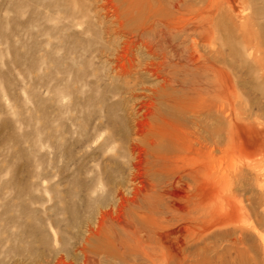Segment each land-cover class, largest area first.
Returning <instances> with one entry per match:
<instances>
[{"label":"rangeland","instance_id":"1","mask_svg":"<svg viewBox=\"0 0 264 264\" xmlns=\"http://www.w3.org/2000/svg\"><path fill=\"white\" fill-rule=\"evenodd\" d=\"M207 1L0 0V264H231L237 236L264 264V71L239 38L253 9ZM215 19L232 89L212 62L146 54L173 44L150 28L172 20L205 55Z\"/></svg>","mask_w":264,"mask_h":264},{"label":"bare ground","instance_id":"2","mask_svg":"<svg viewBox=\"0 0 264 264\" xmlns=\"http://www.w3.org/2000/svg\"><path fill=\"white\" fill-rule=\"evenodd\" d=\"M177 1H180L181 3H184L187 7H194V5L190 2L191 0H172L171 4L174 5L173 2H177ZM212 1L213 0H208L206 2V4H208V5L212 4ZM237 1H239L238 2L239 5L240 4H243L244 5V7L242 6V9H240L238 11L239 12L238 14H240V18H244V16H245V11H246L245 7L249 8L251 10L253 9L250 12L249 16L246 17L247 19L250 20V22H252L251 25H252L253 28L248 31V34H247V38L246 39H243L244 38L243 37L244 35H241L239 37V38H242L241 39L242 40L241 41V48L245 52V54H246V51L249 52L248 55L251 56L252 63L255 64V66L257 67V69H259L260 72H261V70L264 71V22L262 21L263 24L260 25L259 23H261V21L258 23L255 20L257 17H260L261 15L263 16V14H264V0H237ZM258 2H261V4H258ZM254 3H257L256 4L257 6H254L253 5ZM250 4L253 6L252 8H251V5ZM228 6L230 7V5H228ZM172 14H174V13L172 12ZM260 19H263V18H260ZM221 20H222V18H221ZM171 21L172 20H166V21H163L164 23L163 22H159V21L153 22V23L150 24V28H152L153 26H155V29L156 30H159V31H164L165 30L167 32H171V35H170L169 38L171 39V41H172L173 44L169 45L168 43H166L167 45H161L159 47H156L155 50H152V49H149V48L144 47L145 48V51H146V54L148 56H150V57L159 56V59H160L159 65L167 57H170L173 60L181 59L183 61L184 65H185V67L188 68V69H195L202 62H205V61L212 62L217 67V72H218V74H219V76H220V78L222 80V83L223 84L224 83H228L229 84V89H232L231 83L233 82L232 81L233 76L231 75V72H230L231 70L228 67V64L229 63L226 61L227 58H225V55L227 54V52L229 54L231 53V51H230L231 43H230V40L225 36V34H223V33H225V31H222L221 30V24L219 23V21L217 19H215V36H214V38H213V40H212V42L210 44H208L206 47H203L206 50V54L205 55H201V56H197V53H198L197 48L200 47V41L196 37H193V36H185L183 33H181L182 23L178 22L177 24L174 25V24H171ZM225 21H228V20H225ZM223 22H224V20H223ZM228 24H230V23H228ZM228 24H227V26H228ZM232 24H234V23H232ZM243 24H245V23H243ZM222 28H224V27H222ZM224 29H226V30L229 31V29H227V27L224 28ZM231 29H233V28H231ZM116 35H117V33H116ZM239 38H238V41L240 40ZM234 42H236V41L234 40ZM237 44H235L236 47L239 45V44L238 45ZM173 47L178 48V50L177 51H173L172 50ZM238 47H240V46H238ZM141 48H142V46H141ZM166 49H168V52L170 53L169 55H167V53L165 52ZM237 51H238V49H237ZM232 54H234V53H232ZM243 55H241V56H243ZM237 58H238V56H237ZM153 60H154V58H153ZM244 60H246V59H244ZM248 67H249V64H248ZM253 69L251 67V70H253ZM248 72H250V69L248 70ZM154 73H155V70H154ZM133 74H135V73L133 72ZM151 74H153V73H151ZM124 79H126V78H124ZM161 82H162L161 83L162 85L165 84V83H166V85L167 84H171V77L169 75H166L165 74L164 77L161 78ZM230 92L233 93L232 90H230ZM228 94H230V93H227V94L224 95L222 92H220L218 94V97L219 98H222V99H220V101L222 103L219 105L220 111H222V112H224L226 110L225 102L228 101V98H226L225 96L228 95ZM191 113L192 114H195L194 112H191ZM139 132L140 131H138V130L136 132V136H138V137H139ZM210 134L211 133H208L207 138L204 140V142H201L202 145L208 147L209 141H211V137L209 136ZM200 138H201V136H200ZM203 138H204V136H203ZM137 139L140 140L139 143H141L142 140L139 139V138H137ZM198 142H200V141H198ZM211 176L212 175L208 174L206 176V178H205V181L206 180H210ZM223 192H224V189H223ZM226 199L227 198H224L223 199V197H221L218 193L215 195V202H216L217 209H218V210H216V213L219 216H221V217L228 215L227 216V218H228L229 217V214H233V213H229V211H231V212L233 211V208L231 209V207L233 205L230 203L232 205V206L230 205L231 206L230 207L229 206V202L227 201L229 199H227V200ZM237 203H235L236 204V206H235L236 207V210H235L236 213L235 214H237L238 217H236V218L238 220H235L234 219V221H237V222H235V224H237V226H238L237 227V230H239L241 232H244V231L246 232L248 230V228H250L252 230V228L254 227V223H250V222H248L244 218V215L242 213V208L240 206L241 204L240 205H237ZM233 204H234V202H233ZM228 207L231 210L228 209ZM257 224H258V222H257ZM257 230L258 229H256V231ZM256 235H258V237L260 238V241L262 242V244L264 246V235L258 234V232H256ZM230 241H231V245H230L231 246V249H233L234 250L233 252L235 253V254L233 253V256H234V260L235 261H234V263L231 262V264H257L256 261L254 260V257L249 254L252 249L250 247L249 248L245 247V245L242 242V239L240 237L237 236V238H232ZM231 249H229V247L227 248L228 251L231 250ZM208 250L210 252L212 251L211 245L207 248V252H208ZM215 255H216V253H215ZM217 256H218L217 257L218 259L221 258V260L219 262H218V259H217V261H215V260H213V259L208 258L207 256H205V258L207 257L206 264H229L230 263L228 259L224 258V255H223V257H219V255H217Z\"/></svg>","mask_w":264,"mask_h":264}]
</instances>
